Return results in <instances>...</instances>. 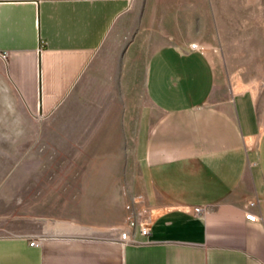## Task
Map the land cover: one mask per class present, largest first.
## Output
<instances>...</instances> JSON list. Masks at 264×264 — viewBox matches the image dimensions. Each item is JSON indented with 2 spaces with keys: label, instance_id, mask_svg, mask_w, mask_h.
Segmentation results:
<instances>
[{
  "label": "crops",
  "instance_id": "obj_1",
  "mask_svg": "<svg viewBox=\"0 0 264 264\" xmlns=\"http://www.w3.org/2000/svg\"><path fill=\"white\" fill-rule=\"evenodd\" d=\"M146 1L145 26L153 28V13H166L162 39L143 52L137 43L142 31L135 33L117 81L123 101L112 106L136 108L134 119L128 122L126 111L113 121L102 116L92 129L102 134L96 139L132 141L144 207L137 219L150 226L149 236L127 220L98 226L76 210L55 209L39 218L38 231L0 234V264H264V121L254 93L232 80L212 99L215 61L191 46L202 47V38L179 15L193 4ZM135 5L0 0V124L15 122V99L36 119H47L86 68L98 69L111 29ZM139 84L146 99L129 102ZM113 180L82 187H125ZM49 184L41 202L77 203L76 194L65 200L57 190L71 184ZM198 206L205 209L198 212ZM248 211L258 219H247ZM123 229L135 240L123 241Z\"/></svg>",
  "mask_w": 264,
  "mask_h": 264
},
{
  "label": "rangeland",
  "instance_id": "obj_2",
  "mask_svg": "<svg viewBox=\"0 0 264 264\" xmlns=\"http://www.w3.org/2000/svg\"><path fill=\"white\" fill-rule=\"evenodd\" d=\"M145 2L136 0L135 9L113 26L101 48V59L96 61L98 69L86 68L47 119H36L14 100L15 122L0 124V234L38 231L42 225L39 218L55 209L67 214L76 210L98 226L126 221L131 212L140 215V203L135 200L141 199L142 191L133 153H129L132 141H122L121 145L115 139H96V135L102 134H94L92 128L101 122L102 116L113 121L118 116L123 118L124 111L128 122L134 119L136 108L112 106L123 101L117 81L119 70L126 63L125 49L134 42L135 33L142 31L137 43L143 52L162 39L166 13H153V28L145 26ZM188 3L193 4L194 10L180 12V18L188 26L186 29L202 38V47L197 42L191 46L196 43L215 61L218 81L211 98H220L225 83L234 80L241 89L253 91L264 121V0ZM138 88L135 97L128 96L129 102L133 103L136 96L142 101L146 99L142 84ZM123 169L125 179L121 177ZM100 179H114L111 183L125 187H82L86 181L96 185ZM50 181L71 184L72 187L57 190L65 200L76 194L77 203L41 202L52 190L47 187Z\"/></svg>",
  "mask_w": 264,
  "mask_h": 264
},
{
  "label": "built area",
  "instance_id": "obj_3",
  "mask_svg": "<svg viewBox=\"0 0 264 264\" xmlns=\"http://www.w3.org/2000/svg\"><path fill=\"white\" fill-rule=\"evenodd\" d=\"M192 47H195L197 48L198 45L196 43H193L192 44ZM3 56L5 58H7L9 56V52L8 51H3L2 52ZM136 203H140V214L144 212V207H143V202H142V199H136L135 200ZM205 208L204 207H201V206H198L196 207V211L200 212L202 210H204ZM246 218L249 219V220H252V221H256L258 219V215L255 213V212H252V211H248L246 212ZM127 222H128V226L129 228H133L135 230H139V232L142 234V235H145V236H149L150 234V226L145 223V222H142V221H139L137 219V215H135L134 212H131V214H129L127 216ZM120 237L123 241H131V240H135V238L133 237V235L130 233V230L129 229H123L121 231V234H120ZM31 244H37V241H31Z\"/></svg>",
  "mask_w": 264,
  "mask_h": 264
}]
</instances>
